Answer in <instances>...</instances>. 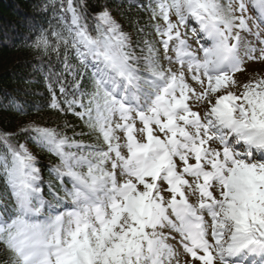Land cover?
I'll use <instances>...</instances> for the list:
<instances>
[{
	"label": "snow or ice",
	"instance_id": "snow-or-ice-1",
	"mask_svg": "<svg viewBox=\"0 0 264 264\" xmlns=\"http://www.w3.org/2000/svg\"><path fill=\"white\" fill-rule=\"evenodd\" d=\"M123 6L45 0L46 107L87 131L0 132V264H264V0L134 5L155 41Z\"/></svg>",
	"mask_w": 264,
	"mask_h": 264
},
{
	"label": "trees",
	"instance_id": "trees-1",
	"mask_svg": "<svg viewBox=\"0 0 264 264\" xmlns=\"http://www.w3.org/2000/svg\"><path fill=\"white\" fill-rule=\"evenodd\" d=\"M89 2L92 5L90 10L95 11L103 5L104 0ZM114 2L124 5L111 10L134 41L142 38L137 33V27L145 29V33L149 34L148 39L156 40L146 8L134 6L145 5L148 0ZM44 4L45 0H0V103L6 105L0 108V132L19 133L20 128L30 122L57 128L68 136H72L74 131H87L75 117L62 115L46 107L50 96L47 91L48 82L44 77L49 68L56 72L62 65L54 53L45 56L42 51L32 47L41 30L48 28L49 14L43 11ZM57 95L59 97V93ZM10 99L24 105L26 114L10 111L7 107ZM65 124L68 125L67 128L64 127ZM18 139L37 157L47 181L48 166L58 161L38 150L26 135L20 134ZM83 140L85 143L95 142L93 136L83 137Z\"/></svg>",
	"mask_w": 264,
	"mask_h": 264
},
{
	"label": "rangeland",
	"instance_id": "rangeland-1",
	"mask_svg": "<svg viewBox=\"0 0 264 264\" xmlns=\"http://www.w3.org/2000/svg\"><path fill=\"white\" fill-rule=\"evenodd\" d=\"M254 67H257V68H259L260 66L259 65H255ZM251 70V69H250Z\"/></svg>",
	"mask_w": 264,
	"mask_h": 264
}]
</instances>
